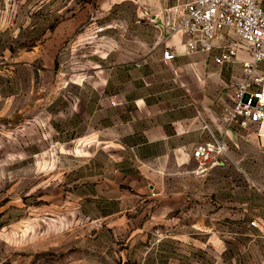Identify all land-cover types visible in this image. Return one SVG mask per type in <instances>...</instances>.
Returning a JSON list of instances; mask_svg holds the SVG:
<instances>
[{
  "label": "rangeland",
  "instance_id": "374dc122",
  "mask_svg": "<svg viewBox=\"0 0 264 264\" xmlns=\"http://www.w3.org/2000/svg\"><path fill=\"white\" fill-rule=\"evenodd\" d=\"M184 1L0 0V264H264L251 211L221 213L216 181L204 209L188 194L203 185L94 143L122 109L105 94L138 89L133 67L167 43L155 18ZM261 160L238 164L245 193L264 190Z\"/></svg>",
  "mask_w": 264,
  "mask_h": 264
},
{
  "label": "crops",
  "instance_id": "0c3cea01",
  "mask_svg": "<svg viewBox=\"0 0 264 264\" xmlns=\"http://www.w3.org/2000/svg\"><path fill=\"white\" fill-rule=\"evenodd\" d=\"M164 16L155 18L160 22L159 28ZM185 39L181 34L169 39L178 51L174 61L166 62L162 55L154 52L146 62L133 67L129 83L138 89L105 94L115 104L122 101L118 103L122 109L115 122V132L112 133L111 124H108L105 128L107 137L102 140L98 137L94 143H123L142 163L148 164L150 159L156 158V172L164 178L175 173L203 185V188H191V192H187L201 196L204 209L210 210L213 203L208 184L216 181L220 188L215 196L221 213L228 207L238 210L243 206L244 211H251L258 220L259 228L253 230L251 243L264 261V251L257 247L264 241V200L258 198L264 196V190L251 189L245 193L243 170L238 166L241 162L262 161L264 143H243L245 137L254 141L259 138L255 128L252 127L256 137L254 134L245 136L244 129L226 125L223 113L232 103L233 92L228 85L236 78V63L218 65L209 53L189 54L185 50ZM240 57L245 60L248 55L241 51ZM241 70L239 68V72ZM211 132L225 138L228 151L226 156L220 157L218 164L202 171L192 152L198 143L210 139ZM230 181H234L233 189L228 188ZM172 192L179 197L186 193L181 188ZM232 259L235 264H240L238 257Z\"/></svg>",
  "mask_w": 264,
  "mask_h": 264
},
{
  "label": "built area",
  "instance_id": "2783aa9c",
  "mask_svg": "<svg viewBox=\"0 0 264 264\" xmlns=\"http://www.w3.org/2000/svg\"><path fill=\"white\" fill-rule=\"evenodd\" d=\"M160 28L166 31L164 61L178 56L169 39L175 34L186 37L187 53H209L216 64L236 63L244 51L242 77L229 83L232 103L224 110L226 125L255 128L264 137V0H186L166 9ZM228 142L211 132L210 139L193 148V157L202 171L226 156ZM251 225L259 227L256 219Z\"/></svg>",
  "mask_w": 264,
  "mask_h": 264
}]
</instances>
